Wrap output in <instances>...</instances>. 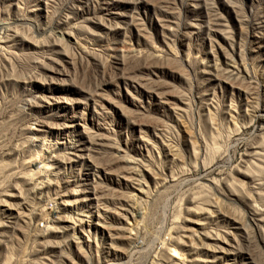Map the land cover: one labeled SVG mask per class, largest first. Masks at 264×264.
I'll return each mask as SVG.
<instances>
[{
	"label": "rangeland",
	"instance_id": "rangeland-1",
	"mask_svg": "<svg viewBox=\"0 0 264 264\" xmlns=\"http://www.w3.org/2000/svg\"><path fill=\"white\" fill-rule=\"evenodd\" d=\"M0 24V264H264V0Z\"/></svg>",
	"mask_w": 264,
	"mask_h": 264
},
{
	"label": "bare ground",
	"instance_id": "bare-ground-1",
	"mask_svg": "<svg viewBox=\"0 0 264 264\" xmlns=\"http://www.w3.org/2000/svg\"><path fill=\"white\" fill-rule=\"evenodd\" d=\"M2 26H3V24H0L1 29H2ZM1 29H0V30H1ZM33 164L36 165V166H38L39 169H41V168L44 167V165H45L46 163H43L42 160H39V162H38V159H37V162H36V163L33 162ZM45 175H46V174H44V176H45Z\"/></svg>",
	"mask_w": 264,
	"mask_h": 264
}]
</instances>
